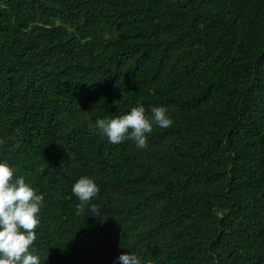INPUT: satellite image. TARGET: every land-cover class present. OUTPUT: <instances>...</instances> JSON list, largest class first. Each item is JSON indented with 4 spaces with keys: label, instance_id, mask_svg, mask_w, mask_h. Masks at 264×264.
Wrapping results in <instances>:
<instances>
[{
    "label": "trees",
    "instance_id": "trees-1",
    "mask_svg": "<svg viewBox=\"0 0 264 264\" xmlns=\"http://www.w3.org/2000/svg\"><path fill=\"white\" fill-rule=\"evenodd\" d=\"M137 101L173 121L145 148L90 127ZM0 158L41 264H264V0H0Z\"/></svg>",
    "mask_w": 264,
    "mask_h": 264
},
{
    "label": "clouds",
    "instance_id": "clouds-1",
    "mask_svg": "<svg viewBox=\"0 0 264 264\" xmlns=\"http://www.w3.org/2000/svg\"><path fill=\"white\" fill-rule=\"evenodd\" d=\"M143 103L137 101L134 106L123 113L112 117L97 118L94 127L106 136L112 144L131 140L135 147L147 146V136L153 125L168 128L173 123L163 105L151 106L150 115L145 114ZM16 168L7 159L0 158V264H41L40 256L35 252L33 242L36 240L35 229L40 224L39 212L43 197L37 193L23 175H15ZM71 192L78 199L77 214L86 209L95 212L96 197L99 187L89 175L79 176L71 185ZM120 264H153L127 252L117 257Z\"/></svg>",
    "mask_w": 264,
    "mask_h": 264
}]
</instances>
